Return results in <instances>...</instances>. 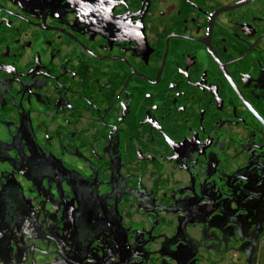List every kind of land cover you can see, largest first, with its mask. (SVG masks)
Returning <instances> with one entry per match:
<instances>
[{"label": "flooded vegetation", "instance_id": "flooded-vegetation-1", "mask_svg": "<svg viewBox=\"0 0 264 264\" xmlns=\"http://www.w3.org/2000/svg\"><path fill=\"white\" fill-rule=\"evenodd\" d=\"M0 264H264V0H0Z\"/></svg>", "mask_w": 264, "mask_h": 264}]
</instances>
